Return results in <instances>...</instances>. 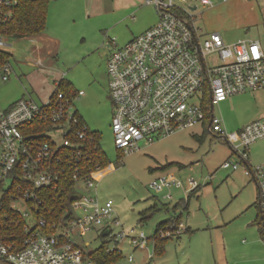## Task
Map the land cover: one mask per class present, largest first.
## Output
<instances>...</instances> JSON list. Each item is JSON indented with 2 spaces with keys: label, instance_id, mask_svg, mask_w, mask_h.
<instances>
[{
  "label": "rangeland",
  "instance_id": "374dc122",
  "mask_svg": "<svg viewBox=\"0 0 264 264\" xmlns=\"http://www.w3.org/2000/svg\"><path fill=\"white\" fill-rule=\"evenodd\" d=\"M120 1L49 0L42 32L20 38L4 36L7 45L1 49L10 54L11 70L9 79L0 82V106L8 109L23 96L44 102L56 88L54 81L60 79L84 92L74 100L75 108L86 126L99 134L108 161L95 190L85 193L96 192L100 199L113 201L114 216L121 224L114 231L123 229L130 236L143 231L149 237L147 247L139 249L127 239L114 243L95 231L80 232L85 252L108 246L122 251L109 264H145L153 252L151 237L157 223L180 215L184 227L190 229L160 244L151 264H264V254L257 246L249 248L257 235L253 224L258 217L257 189L231 148L239 144V129L264 116V89L233 95L214 106L230 143L208 130L207 115L204 122L152 143L141 140L132 152L117 150L110 127L114 104L107 58L114 47L158 20L157 9L146 0L134 5ZM209 1L211 4L173 0L183 8L195 5L194 12L190 11L195 15L190 17L191 23L200 32H219L226 42L263 34L257 0ZM38 58L42 63L32 64ZM207 60L215 61V55ZM206 108L210 113L208 102ZM247 155L251 165H264V137L248 146ZM226 160L238 163V168H223ZM163 176H171L181 185L155 192L149 184ZM194 188H198L196 192H192ZM21 207L27 211L23 204ZM129 255L133 261H128Z\"/></svg>",
  "mask_w": 264,
  "mask_h": 264
},
{
  "label": "built area",
  "instance_id": "2783aa9c",
  "mask_svg": "<svg viewBox=\"0 0 264 264\" xmlns=\"http://www.w3.org/2000/svg\"><path fill=\"white\" fill-rule=\"evenodd\" d=\"M19 1L0 0V49L7 45L3 37L8 35ZM199 1L211 4L209 0ZM145 3L157 9L156 24L114 47L107 58L108 87L114 104L110 127L115 148L132 152L141 140L152 143L202 123L207 102L211 105L208 130L230 143L213 108L233 95L264 88V52L259 43H226L218 32L199 40L197 28L189 20L190 8L181 10L173 0ZM210 55H215V61L209 63ZM10 70L9 62L0 64V82L9 79ZM61 80L54 81L56 88L44 102L23 96L8 109L0 106V207L7 198L9 211L17 216L11 224L23 223L20 240L0 239V262L99 264L81 248L80 232L95 231L114 243L127 239L134 248L147 247L149 237L143 231L130 236L123 229L113 230L121 224L114 216L111 199H100L96 192L85 193L95 190L100 177L97 163L90 169L99 158L100 145L96 132L86 126L74 105L84 92L77 90L67 95L59 89ZM237 137L239 144L231 148L244 162L245 175L257 186V206L264 230V165H251L247 155L248 146L264 137V116L239 129ZM222 167L235 170L238 163L226 160ZM67 178L73 180L78 197L69 211L49 223L36 215L46 211L39 191L58 192ZM189 184L194 185L191 181ZM180 185L175 178L163 176L149 187L161 192ZM21 204L27 211L22 210ZM5 214L4 218L9 217ZM50 224L52 231L46 232ZM105 230L108 233L104 236ZM185 230L180 218L175 217L154 231L153 252L145 264H151L157 241L179 237ZM106 251L117 259L122 256L118 248L107 246ZM128 261H133L131 255Z\"/></svg>",
  "mask_w": 264,
  "mask_h": 264
},
{
  "label": "trees",
  "instance_id": "16d2710c",
  "mask_svg": "<svg viewBox=\"0 0 264 264\" xmlns=\"http://www.w3.org/2000/svg\"><path fill=\"white\" fill-rule=\"evenodd\" d=\"M48 1L49 0H20L14 10L13 19L9 25L8 35L20 38L42 32L46 25ZM9 57V53L0 49V64L9 62ZM59 89L63 90L67 95H73L76 92V90L71 88L70 85L63 79L60 81ZM207 115L208 113L206 114V117ZM42 128H45V126H42ZM95 134L97 141L99 142V134L97 132ZM98 152L99 158L90 165V169L95 168V163H97L101 169L108 165L106 155L101 150V147ZM197 189L198 188H194L192 192H196ZM39 195L42 198L43 205L46 206V211H38L36 212V215L45 217L49 223L55 222L57 219L62 217L63 212L69 211L71 203L78 197V194L74 189V182L69 178L65 179L64 182H61L58 192L41 190L39 191ZM7 204L8 199L6 198L2 201L0 207V239L6 242L20 240L23 234V223L20 222L11 224L10 221L16 220L17 216L9 211ZM183 208L184 210H187V202L184 203ZM5 213H8L9 217L4 218ZM177 218H180V215L177 216ZM142 220H145V217L142 216ZM172 220H174V218H169L165 221L159 222L154 231L158 230ZM258 224H262L261 219L258 220ZM51 231V224L47 225L46 232ZM11 234L14 235L12 236ZM166 240L168 239L156 242L154 249L155 253H157V249L161 247L160 244L164 243ZM106 247L107 246L98 250H90L86 253L95 259L99 264H109L117 258H115L116 255H110L107 253Z\"/></svg>",
  "mask_w": 264,
  "mask_h": 264
},
{
  "label": "crops",
  "instance_id": "0c3cea01",
  "mask_svg": "<svg viewBox=\"0 0 264 264\" xmlns=\"http://www.w3.org/2000/svg\"><path fill=\"white\" fill-rule=\"evenodd\" d=\"M138 0H121L120 2H122L124 5H134L136 2H137ZM257 4H258V7H259V10H260V13H261V15H262V20H261V25L263 26V34H259V35H256L255 37H249V36H247V35H244V36H241V37H238L235 41H232V42H226L225 41V39L223 38V40L226 42V43H233V42H236V41H238V40H247V41H256V42H258L259 43V45H260V47H261V49H262V51L264 52V0H257ZM179 8L181 9V10H185L186 8H183V7H180L179 6ZM188 8H190L191 9V12H194V10L196 9V6L195 5H193V6H190V7H188ZM189 15H192V16H194L195 17V15L194 14H189ZM192 25H193V23H191ZM153 26V25H152ZM194 26V25H193ZM151 26H149L148 28H150ZM195 27V26H194ZM148 28H146V29H148ZM145 29V30H146ZM144 30V31H145ZM143 32V31H142ZM142 32H140V33H142ZM212 32H214V31H212ZM139 33V34H140ZM211 33V29L209 30H207V29H205V31H199L198 29H197V34H198V37H199V40H201L202 38H204V37H206V36H208L209 34ZM219 33V32H218ZM220 34V33H219ZM138 35V34H137ZM221 35V34H220ZM136 36V35H135ZM135 36H132L131 38H130V40L133 38V37H135ZM129 41V40H128ZM127 41V42H128ZM126 42V43H127ZM42 61H43V59H41V58H38L36 61H34V62H32V64L34 63V64H36V63H42ZM261 89H264V88H261ZM261 89H258V90H261ZM77 91V90H76ZM261 114H264L263 112L261 113ZM83 120V119H82ZM203 126H205V124L203 125ZM239 131V130H238ZM237 131V132H238ZM102 172V171H101ZM255 186H256V184H255ZM256 189H257V186H256ZM257 198H258V190H257ZM256 208H257V212H258V217H257V219L254 221V225H256V227H257V235L255 236V238H254V241L253 242H251V244H253V245H249L250 247L249 248H253V247H255V246H257V249L262 253V254H264V245L262 244V242L259 240V237L260 238H262L263 239V237H264V233H263V226H262V224H258V220L259 219H261V217H260V213H259V209H258V206H257V199H256ZM165 220H167V219H165ZM165 220H162V221H165ZM162 221H160V222H162ZM159 223V222H158ZM157 223V224H158ZM157 226V225H156ZM190 229V227H187V229H186V231L187 230H189ZM259 233V234H258ZM248 248V249H249Z\"/></svg>",
  "mask_w": 264,
  "mask_h": 264
},
{
  "label": "water",
  "instance_id": "95a60500",
  "mask_svg": "<svg viewBox=\"0 0 264 264\" xmlns=\"http://www.w3.org/2000/svg\"><path fill=\"white\" fill-rule=\"evenodd\" d=\"M188 26H189L190 29H192V26H191L190 23H188ZM107 233H108V230H105V231L103 232V235L105 236V235H107Z\"/></svg>",
  "mask_w": 264,
  "mask_h": 264
},
{
  "label": "bare ground",
  "instance_id": "6f19581e",
  "mask_svg": "<svg viewBox=\"0 0 264 264\" xmlns=\"http://www.w3.org/2000/svg\"><path fill=\"white\" fill-rule=\"evenodd\" d=\"M101 175H102V172H100V173L97 174L98 177L101 176Z\"/></svg>",
  "mask_w": 264,
  "mask_h": 264
}]
</instances>
